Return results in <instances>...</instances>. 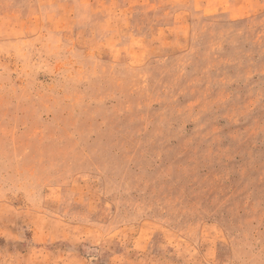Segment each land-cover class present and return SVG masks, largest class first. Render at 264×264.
Listing matches in <instances>:
<instances>
[{"label":"rangeland","instance_id":"obj_1","mask_svg":"<svg viewBox=\"0 0 264 264\" xmlns=\"http://www.w3.org/2000/svg\"><path fill=\"white\" fill-rule=\"evenodd\" d=\"M0 264H264V0H0Z\"/></svg>","mask_w":264,"mask_h":264}]
</instances>
